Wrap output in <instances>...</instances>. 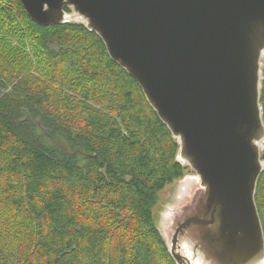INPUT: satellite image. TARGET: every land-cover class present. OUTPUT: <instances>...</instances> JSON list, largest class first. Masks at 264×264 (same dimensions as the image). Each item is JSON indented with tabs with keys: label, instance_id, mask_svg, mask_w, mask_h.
Returning a JSON list of instances; mask_svg holds the SVG:
<instances>
[{
	"label": "trees",
	"instance_id": "trees-1",
	"mask_svg": "<svg viewBox=\"0 0 264 264\" xmlns=\"http://www.w3.org/2000/svg\"><path fill=\"white\" fill-rule=\"evenodd\" d=\"M2 19L20 45L0 44V264H176L153 207L188 165L136 80L79 21L19 0ZM259 103L264 123V66ZM254 198L264 235V164Z\"/></svg>",
	"mask_w": 264,
	"mask_h": 264
},
{
	"label": "water",
	"instance_id": "water-1",
	"mask_svg": "<svg viewBox=\"0 0 264 264\" xmlns=\"http://www.w3.org/2000/svg\"><path fill=\"white\" fill-rule=\"evenodd\" d=\"M19 1L38 25L79 16L176 139L193 187L155 220L175 263L264 264V0Z\"/></svg>",
	"mask_w": 264,
	"mask_h": 264
},
{
	"label": "rangeland",
	"instance_id": "rangeland-1",
	"mask_svg": "<svg viewBox=\"0 0 264 264\" xmlns=\"http://www.w3.org/2000/svg\"><path fill=\"white\" fill-rule=\"evenodd\" d=\"M70 19L71 20H82L79 16H77L74 13H70ZM11 23L8 22V20H0V44L5 45L6 49L9 47H18L20 45L18 43V40L16 37L19 35L15 36L18 32L19 29L13 30V29H8V25ZM25 40V44H28V40L26 38H23ZM20 40V39H19ZM24 45V44H23ZM22 49H24L27 52V59L30 61H33L34 66L38 65L36 57L29 51V46L25 45L24 47L21 45ZM261 62V68L264 66V54L260 58ZM27 71L29 74L34 75L39 77L42 71L35 69V68H28ZM195 175V173L189 168L185 170L184 175L173 181L172 183L168 184L160 193L158 194L156 204L153 207V215L154 219H158L159 212L162 210V214L166 211L165 207H163L165 204L167 205H172L178 203L181 198H185V196L188 194V192L191 190L193 187V182L192 178ZM180 197V198H179ZM165 209V210H164ZM159 224V222H158Z\"/></svg>",
	"mask_w": 264,
	"mask_h": 264
},
{
	"label": "bare ground",
	"instance_id": "bare-ground-1",
	"mask_svg": "<svg viewBox=\"0 0 264 264\" xmlns=\"http://www.w3.org/2000/svg\"><path fill=\"white\" fill-rule=\"evenodd\" d=\"M262 54H264V52Z\"/></svg>",
	"mask_w": 264,
	"mask_h": 264
}]
</instances>
